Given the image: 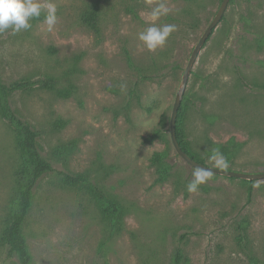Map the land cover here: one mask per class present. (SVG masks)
I'll return each instance as SVG.
<instances>
[{
	"label": "rangeland",
	"instance_id": "obj_1",
	"mask_svg": "<svg viewBox=\"0 0 264 264\" xmlns=\"http://www.w3.org/2000/svg\"><path fill=\"white\" fill-rule=\"evenodd\" d=\"M89 1L51 0L57 7L51 29L45 7L29 29L0 33V79L52 75L60 86L75 85L66 98L40 88L16 91L10 104L42 131L44 155L75 139L67 160L54 166L86 173L130 210L122 231L110 236L84 191L46 175L24 226L33 264H171L176 246L187 259L180 264H249L250 251L264 264V179L211 173L189 192L197 169L177 155L169 136L183 69L221 0H166L171 11L154 23L174 24L176 31L155 51L144 48L138 34L152 23L149 13L159 0H102L98 35L80 20ZM181 102L188 147L203 163L219 167L208 141L233 139L242 145L222 153L226 169L264 172V0H228ZM58 119L63 126L53 128ZM155 130L158 137L146 142ZM155 152L165 153L171 166L162 182L150 160ZM15 159L13 134L0 118V225ZM239 225L245 246L237 243ZM0 264H14L1 249Z\"/></svg>",
	"mask_w": 264,
	"mask_h": 264
},
{
	"label": "trees",
	"instance_id": "obj_2",
	"mask_svg": "<svg viewBox=\"0 0 264 264\" xmlns=\"http://www.w3.org/2000/svg\"><path fill=\"white\" fill-rule=\"evenodd\" d=\"M102 0H90L80 16L81 22L93 30L95 34L100 33L99 13ZM79 55L75 57V60ZM241 82L242 77L238 76ZM33 88H40L53 92L56 96L66 98L75 92V85L68 82L66 86H60L59 78L46 75L34 80L23 78L5 83L0 79V118H2L13 134V144L15 150V164L13 167L14 186L9 197L5 213L0 225V249L4 252L6 259L14 264H33L29 251L24 226L31 209L35 189L39 181L46 175H53L63 187L84 191L94 203L100 218L105 223L108 235L119 234L124 227V216L129 212L130 207L121 201L116 195L102 188L97 182L91 180L86 173H74L64 168L54 166L53 162H65L70 152L75 147V139L59 143L51 150L49 156L44 155L42 131L27 120L22 118L10 104V96L16 91H30ZM186 105L181 102L175 120V133L177 141L191 158L196 161H203L196 156L188 147V142L183 132V119ZM64 121L58 119L53 122V128H60ZM165 122V117H161V124ZM158 130L144 140L152 142L158 137ZM211 147L209 152L216 150L221 153H235L242 145L230 139L227 143L219 144L208 141ZM165 153L155 152L151 156V163L155 165L158 177L157 182H162L169 174L171 166L165 161ZM245 182H251L247 180ZM239 233L236 236L237 243L241 246L246 244V235L242 226L239 225ZM180 246H176L171 259V264L185 263ZM249 264H263V261L251 251L248 254Z\"/></svg>",
	"mask_w": 264,
	"mask_h": 264
},
{
	"label": "clouds",
	"instance_id": "obj_3",
	"mask_svg": "<svg viewBox=\"0 0 264 264\" xmlns=\"http://www.w3.org/2000/svg\"><path fill=\"white\" fill-rule=\"evenodd\" d=\"M45 7L47 11L45 23L51 29L57 21V7L51 0L46 5L42 4L41 0H0V33L10 29L15 34L21 30L29 29L31 27L30 20L34 17L38 18ZM170 11L166 0H159L156 6L151 9L149 20L152 23L138 34V40L148 51H155L163 47L169 36L176 31L174 24L157 25L154 23L159 18L167 16ZM210 159L219 167H228L226 158L218 150ZM210 174V170L197 168V171L193 173V179L187 185V190L196 192L200 184L206 183L210 179Z\"/></svg>",
	"mask_w": 264,
	"mask_h": 264
},
{
	"label": "water",
	"instance_id": "obj_4",
	"mask_svg": "<svg viewBox=\"0 0 264 264\" xmlns=\"http://www.w3.org/2000/svg\"><path fill=\"white\" fill-rule=\"evenodd\" d=\"M228 0H221L220 5L211 19V21L208 23L202 34L200 35L199 39L193 46L191 53L189 55V58L187 60V63L183 69L181 78H180V83L178 90L175 94L173 103H172V108H171V113L169 117V136H170V141L171 144L177 153L187 164L194 168H202L206 170H210L211 173L214 174H219V175H224V176H229V177H237L240 179L244 180H253V179H264V172H242V171H236V170H231V169H226V168H220L216 166H211L207 165L205 163L196 161L195 159L191 158L183 149H181L177 138H176V133H175V120H176V115L177 111L179 108V105L181 103L186 84L188 81V77L191 71V68L196 60V57L198 55V52L204 43V41L207 39L211 31L215 28L219 20L221 19L225 8L227 6Z\"/></svg>",
	"mask_w": 264,
	"mask_h": 264
}]
</instances>
